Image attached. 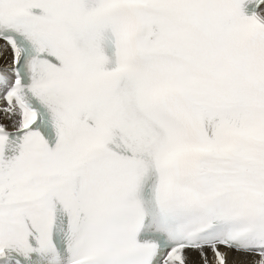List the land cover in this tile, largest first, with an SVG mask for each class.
I'll use <instances>...</instances> for the list:
<instances>
[{
    "label": "snow or ice",
    "instance_id": "obj_1",
    "mask_svg": "<svg viewBox=\"0 0 264 264\" xmlns=\"http://www.w3.org/2000/svg\"><path fill=\"white\" fill-rule=\"evenodd\" d=\"M0 264H264V0H0Z\"/></svg>",
    "mask_w": 264,
    "mask_h": 264
}]
</instances>
